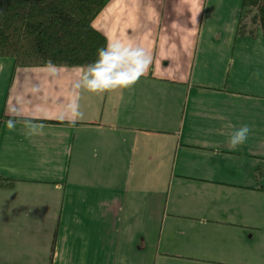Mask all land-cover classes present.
<instances>
[{"label": "crops", "instance_id": "0c3cea01", "mask_svg": "<svg viewBox=\"0 0 264 264\" xmlns=\"http://www.w3.org/2000/svg\"><path fill=\"white\" fill-rule=\"evenodd\" d=\"M241 12L111 0L94 28L152 60L131 88L81 89L75 123L85 67L0 58V264H264V35Z\"/></svg>", "mask_w": 264, "mask_h": 264}, {"label": "trees", "instance_id": "16d2710c", "mask_svg": "<svg viewBox=\"0 0 264 264\" xmlns=\"http://www.w3.org/2000/svg\"><path fill=\"white\" fill-rule=\"evenodd\" d=\"M110 1L0 0V58H13L20 67L92 64L107 45L93 22ZM240 1V25L255 12L251 23L264 35V0ZM0 183L12 187L13 180L0 176Z\"/></svg>", "mask_w": 264, "mask_h": 264}, {"label": "clouds", "instance_id": "9594fccd", "mask_svg": "<svg viewBox=\"0 0 264 264\" xmlns=\"http://www.w3.org/2000/svg\"><path fill=\"white\" fill-rule=\"evenodd\" d=\"M151 55L142 47L121 41H109L107 45L97 50L96 60L87 65L79 79L72 85L73 93L63 109L62 119L75 123L83 118L79 104L80 90L90 93H103L114 89L131 88L148 70ZM8 127L14 128L15 121L9 120ZM42 130L35 125H29L27 136L39 134ZM251 129L247 124L235 128L227 139L230 150H236L244 144Z\"/></svg>", "mask_w": 264, "mask_h": 264}, {"label": "rangeland", "instance_id": "374dc122", "mask_svg": "<svg viewBox=\"0 0 264 264\" xmlns=\"http://www.w3.org/2000/svg\"><path fill=\"white\" fill-rule=\"evenodd\" d=\"M254 13H255V12H253V13H251V14H249V15L246 16V17L248 18L249 23H250L251 26H253V24L251 23V19H252Z\"/></svg>", "mask_w": 264, "mask_h": 264}]
</instances>
